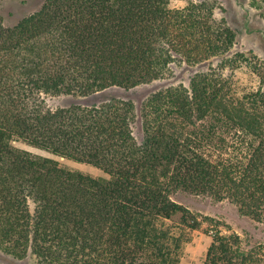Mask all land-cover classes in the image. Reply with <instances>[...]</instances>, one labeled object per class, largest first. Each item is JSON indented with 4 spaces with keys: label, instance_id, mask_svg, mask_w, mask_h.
Instances as JSON below:
<instances>
[{
    "label": "trees",
    "instance_id": "trees-1",
    "mask_svg": "<svg viewBox=\"0 0 264 264\" xmlns=\"http://www.w3.org/2000/svg\"><path fill=\"white\" fill-rule=\"evenodd\" d=\"M44 0L12 26L0 20V249L44 264H178L165 219L201 224L172 195L227 199L264 225V91L237 94L223 70L242 53L150 94L141 138L132 101L103 95L229 53L238 31L212 0ZM238 57V58H237ZM69 95L50 108L44 95ZM22 141L90 164L93 177L33 157ZM203 264H264L216 230Z\"/></svg>",
    "mask_w": 264,
    "mask_h": 264
},
{
    "label": "rangeland",
    "instance_id": "rangeland-1",
    "mask_svg": "<svg viewBox=\"0 0 264 264\" xmlns=\"http://www.w3.org/2000/svg\"><path fill=\"white\" fill-rule=\"evenodd\" d=\"M44 0H0V20L4 26H12L22 17L39 9ZM189 0H170L169 6L180 8ZM200 1V0H193ZM215 3L214 16L224 18L227 23L238 31V41L231 51L224 56L211 58L202 64L190 66L181 61L170 64L167 74L148 83H141L130 88L111 87L103 95H113L132 101L134 105L133 135L141 138L140 110L142 103L153 92L168 86H188L190 78L197 72H202L210 66H216L242 53L245 58L237 68L226 67L223 72L234 86L237 94L261 88L264 91V49L259 40V34H246L243 30L244 14L248 11L250 25L264 28V0H212ZM238 58V57H237ZM50 108L67 106L72 97L69 95H44ZM16 148L27 151L33 157H48L54 159L58 166L67 170L81 172L93 177H104L98 168L65 157L56 156L44 149L29 145L22 141L13 144ZM172 198L185 206L192 214L201 220L198 228L192 229L179 223V214L165 219L172 232L181 239L177 250L178 264H203L207 248L212 242L216 230L221 234L235 233L239 237L240 246L244 250L259 248L264 251V225L243 215L235 204L227 199L216 200L209 196L196 195L178 191ZM0 264H44L31 253L23 258H14L0 249Z\"/></svg>",
    "mask_w": 264,
    "mask_h": 264
},
{
    "label": "water",
    "instance_id": "water-1",
    "mask_svg": "<svg viewBox=\"0 0 264 264\" xmlns=\"http://www.w3.org/2000/svg\"><path fill=\"white\" fill-rule=\"evenodd\" d=\"M236 1L238 4H241L238 0H236ZM243 30L246 34H253V33L259 34L258 37H259L260 43L264 49V28L253 27L250 25V19L248 16V11H246L244 14Z\"/></svg>",
    "mask_w": 264,
    "mask_h": 264
}]
</instances>
